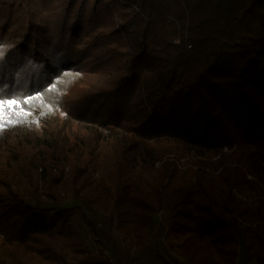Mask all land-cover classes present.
I'll use <instances>...</instances> for the list:
<instances>
[{"label":"trees","instance_id":"trees-1","mask_svg":"<svg viewBox=\"0 0 264 264\" xmlns=\"http://www.w3.org/2000/svg\"><path fill=\"white\" fill-rule=\"evenodd\" d=\"M0 102L36 113L0 131V264H116L88 212L141 234L165 201L158 229L190 252L163 264H264L233 194L257 195L264 234V0H0ZM74 121L108 128L109 151L70 158ZM191 146L193 178L173 159Z\"/></svg>","mask_w":264,"mask_h":264},{"label":"rangeland","instance_id":"rangeland-1","mask_svg":"<svg viewBox=\"0 0 264 264\" xmlns=\"http://www.w3.org/2000/svg\"><path fill=\"white\" fill-rule=\"evenodd\" d=\"M8 102H0V131H10L11 124L17 125V121H11L8 118L22 116L30 118L36 115L35 112L27 111L22 108L7 112L9 109ZM10 127V128H9ZM96 130V137L92 134V131ZM100 132V134H99ZM100 135V136H99ZM69 138L68 154L72 158L74 151L77 149L81 152L82 161H86L92 155L94 149L100 155L101 152L109 151L110 149V135L109 129L102 126H97L89 122H76L74 121L71 128L67 131ZM7 136H5L6 138ZM161 140V139H160ZM167 141L161 140V145H166ZM10 149V147H7ZM76 148V149H75ZM227 152L229 149L223 148ZM199 148L191 146L187 148L180 158L176 159V163L181 173H185L193 178V173L196 169L197 160L199 159ZM100 157V156H99ZM10 171H14L16 165L14 162L10 164ZM247 179H252V176L247 173ZM64 189V201L63 206L77 204L78 202L72 197L70 187L66 184L63 185ZM233 194L236 198L247 202V209L244 210L238 218V227L245 229L248 233H252L253 237L257 240L259 254H264V234L262 227H255V224L250 220L251 215L255 214L257 210L261 209L263 204L258 201L257 195L251 191L250 188L242 186L241 190L233 189ZM259 207V208H256ZM97 228L103 229L104 232L94 233L91 231L88 236V244L92 252L99 254L102 253L106 257H109L113 263H117V260L127 262L129 264H163L156 252L164 254L165 258L177 257L178 259L185 261L186 255L190 252L188 247L189 239L187 236L175 237L168 232L165 227L161 230L158 227L162 224H166L169 221V206L165 201L163 207L155 215L156 224L154 228H149L147 231L141 234L128 233L126 231L115 230L113 226L105 223V218L101 214H91L88 212ZM262 223L261 221H258ZM257 222V224H258ZM261 229V230H260ZM261 231V232H260ZM108 236V237H107ZM110 237V238H109ZM233 238H236V234H233ZM113 242L116 243L115 246ZM214 264H228L229 258L225 255H221L216 251L207 249ZM121 254V256H119ZM186 254V255H185ZM255 254L253 251L247 255L240 256L239 260L235 264H255Z\"/></svg>","mask_w":264,"mask_h":264},{"label":"built area","instance_id":"built-area-1","mask_svg":"<svg viewBox=\"0 0 264 264\" xmlns=\"http://www.w3.org/2000/svg\"><path fill=\"white\" fill-rule=\"evenodd\" d=\"M224 148H226V149H227V147H224Z\"/></svg>","mask_w":264,"mask_h":264}]
</instances>
